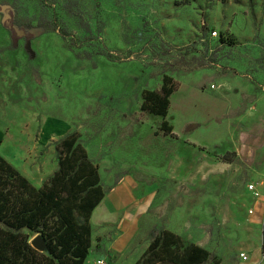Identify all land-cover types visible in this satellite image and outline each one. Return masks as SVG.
<instances>
[{"label": "rangeland", "instance_id": "1", "mask_svg": "<svg viewBox=\"0 0 264 264\" xmlns=\"http://www.w3.org/2000/svg\"><path fill=\"white\" fill-rule=\"evenodd\" d=\"M77 8L88 31L58 5L46 8L64 36L38 24L39 0H0V155L32 184L44 182L57 169L56 143L77 131L102 185L126 178L152 199L132 264L162 229L220 264H243L241 252L264 264L259 231L246 225L264 194V0H78ZM185 52L213 62L186 70L175 62ZM164 75L175 86L167 135L161 116L140 109L142 91L159 90ZM182 144L200 151L209 179L168 174ZM99 247L93 239V261L114 263Z\"/></svg>", "mask_w": 264, "mask_h": 264}, {"label": "trees", "instance_id": "2", "mask_svg": "<svg viewBox=\"0 0 264 264\" xmlns=\"http://www.w3.org/2000/svg\"><path fill=\"white\" fill-rule=\"evenodd\" d=\"M77 4L78 0H39L38 24H45L51 32L60 30L66 36L65 27L58 26L61 19L55 16L57 19L53 21L46 9L58 5L59 10L88 31ZM219 41L234 42L223 36ZM160 43L164 45L162 39ZM102 52L111 57L110 53ZM188 55V52L177 54L175 62L179 67L196 70L213 62L205 56ZM174 90L171 77L164 75L159 90L142 91L140 109L161 116L159 129L165 135L174 134L165 119ZM79 137L77 131H72L56 143L57 169L39 187L33 186L0 155V264H84L91 248L89 219L103 199L104 189L99 169L89 159ZM37 234L44 240V251L30 243ZM150 236L146 250L134 264H220L205 247L185 241L174 231L152 230ZM261 253L264 258V223Z\"/></svg>", "mask_w": 264, "mask_h": 264}, {"label": "crops", "instance_id": "3", "mask_svg": "<svg viewBox=\"0 0 264 264\" xmlns=\"http://www.w3.org/2000/svg\"><path fill=\"white\" fill-rule=\"evenodd\" d=\"M200 157V151L195 149L193 145L182 144L178 146L170 162L168 174L175 180L180 181L189 179L194 182V179L199 174H201L200 177L209 179L213 173L199 170ZM24 176L29 177L26 173ZM42 184L43 178L33 181V186L35 187H39ZM134 187L126 178L119 179L114 185L109 187L103 185L104 197L92 210L89 219L92 228L91 244L93 239L100 244L99 251L96 254L112 259L114 263L118 259L125 260L126 264L133 263V243L140 234L141 223L144 220H149L148 212L152 199L150 196L140 195ZM261 197L262 199H253L251 205L247 208L248 215H246V218L248 223L246 225L250 229L256 228L259 231L257 248L261 258H263L261 240L262 225L264 223V194ZM249 209H252V213H248ZM98 239L100 241H97ZM247 245H250L255 250L253 245L249 243ZM255 253L257 256L256 251ZM88 256H91V258L86 259L84 264H93L92 255ZM247 257L246 260H242L240 257L239 259L243 264H255L249 263V258ZM256 262L258 264L257 259Z\"/></svg>", "mask_w": 264, "mask_h": 264}, {"label": "built area", "instance_id": "4", "mask_svg": "<svg viewBox=\"0 0 264 264\" xmlns=\"http://www.w3.org/2000/svg\"><path fill=\"white\" fill-rule=\"evenodd\" d=\"M213 36L216 35V32H211ZM248 188L253 192L254 196H256V198L259 196L258 192H257V189H256V186L254 184H249ZM248 213H252V209H249L248 210ZM239 257L242 259V260H246V256L244 253H241L239 255ZM94 264H106L105 260L104 259H97L95 260Z\"/></svg>", "mask_w": 264, "mask_h": 264}, {"label": "water", "instance_id": "5", "mask_svg": "<svg viewBox=\"0 0 264 264\" xmlns=\"http://www.w3.org/2000/svg\"><path fill=\"white\" fill-rule=\"evenodd\" d=\"M30 243H31V245L35 248V249H37V250H39V251H44L45 249H46V246H45V244H44V240L42 239V237L40 236V235H35L32 239H31V241H30Z\"/></svg>", "mask_w": 264, "mask_h": 264}]
</instances>
